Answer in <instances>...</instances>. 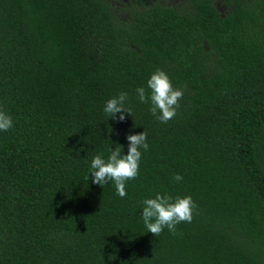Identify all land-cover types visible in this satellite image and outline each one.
Segmentation results:
<instances>
[{
	"label": "trees",
	"instance_id": "1",
	"mask_svg": "<svg viewBox=\"0 0 264 264\" xmlns=\"http://www.w3.org/2000/svg\"><path fill=\"white\" fill-rule=\"evenodd\" d=\"M156 69L167 123L136 93ZM0 109V264H264V0H0ZM143 131L127 195L92 183ZM157 193L197 206L176 234L143 223Z\"/></svg>",
	"mask_w": 264,
	"mask_h": 264
},
{
	"label": "clouds",
	"instance_id": "2",
	"mask_svg": "<svg viewBox=\"0 0 264 264\" xmlns=\"http://www.w3.org/2000/svg\"><path fill=\"white\" fill-rule=\"evenodd\" d=\"M147 88L150 94L146 95L144 87L136 89L137 96L141 103H151L150 113L161 123H167L175 117L177 109L180 107L179 101L183 97V90L174 88L168 75L161 69H156L147 80ZM127 93L121 92L117 97L108 99L105 102L103 111L112 119L123 121L124 113L131 116V110L126 108L125 101ZM120 115L117 117L116 114ZM13 126L10 115L0 109V131H8ZM127 154H121V147L109 149L107 159L103 154L95 155L91 160L89 173H91L92 183L104 185L109 181L114 182L117 195L121 198L127 195L126 181L134 180L138 176L141 151L148 150L147 133L129 134ZM88 176L86 179L88 180ZM177 182L183 177L174 175ZM142 219L148 232L154 237L161 234L167 228L172 234H176V226L183 222L190 223L193 218L196 204L190 195L172 197L167 194L155 195V198L143 200Z\"/></svg>",
	"mask_w": 264,
	"mask_h": 264
}]
</instances>
